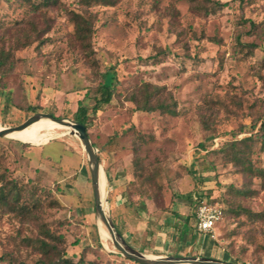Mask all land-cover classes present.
Wrapping results in <instances>:
<instances>
[{
  "label": "rangeland",
  "instance_id": "rangeland-1",
  "mask_svg": "<svg viewBox=\"0 0 264 264\" xmlns=\"http://www.w3.org/2000/svg\"><path fill=\"white\" fill-rule=\"evenodd\" d=\"M74 13L93 23L90 55ZM0 24V49L14 60L0 73V127L37 112L75 119L86 105L110 214L131 245L264 264V0H0ZM111 66L115 93L94 112ZM147 83L162 88L151 103L174 113L141 108ZM56 134L42 144L0 137V182H16L29 205L31 191L42 202L35 219L0 205V264H40L43 227L63 236L75 262L140 264L101 236L81 140L68 128ZM212 199L224 217L216 237H204L196 203ZM177 213L189 220L176 226ZM183 229L194 233L191 247ZM166 234L169 251L153 249Z\"/></svg>",
  "mask_w": 264,
  "mask_h": 264
},
{
  "label": "trees",
  "instance_id": "trees-1",
  "mask_svg": "<svg viewBox=\"0 0 264 264\" xmlns=\"http://www.w3.org/2000/svg\"><path fill=\"white\" fill-rule=\"evenodd\" d=\"M49 0H46L48 3ZM54 3L57 0H50ZM87 3L90 0H85ZM103 3L106 4H112L115 2V0H102ZM35 8L39 9V4H35ZM73 19L75 22V38L76 40L81 44V47L83 50L90 55L92 52L91 50V37L94 32L93 29V23L91 19L79 14L74 13ZM1 25V24H0ZM14 60L12 57V54L10 51L5 50L4 48L0 49V73L4 72V70L8 67L11 68L13 66ZM11 65V66H10ZM115 66H111L107 68V70L103 73V79L104 82L102 84V94L100 97H96V104L93 106V111L97 112L98 109H100L101 105L109 103L112 100V97L115 93V86L114 84L107 83V80L109 78H115L116 77V70ZM151 84H145L144 85V91H145V98L143 100V105L141 108L143 110L152 111L156 108H162L166 111H170L172 113L175 112V110L165 102H160L157 105H153L151 103V100L162 90V88L154 87V90H149ZM133 99L137 101L136 95L133 94ZM74 118L80 122H82L86 127L87 130L89 128V108L81 104L78 107V110L74 113ZM260 128L262 129V133L258 137L262 149H264V122H262ZM244 142H248V140H253V136L250 135L248 137H244L242 139ZM246 148H249V144H246ZM246 151L242 148H238L236 146V162L237 164L244 163L247 158H245ZM250 166V164H249ZM249 169H251L249 167ZM256 174L257 175H263L264 176V168H256ZM3 178L0 176V181H2ZM28 198L31 202L29 205V202L27 200H23L22 198V191L19 189V186L16 182H13L12 180L6 181V182H0V205L7 208L11 212L17 211L20 215L24 217H31L36 218L37 217V210L41 206L42 202L39 200L37 194H35V191H31L28 194ZM215 202L214 199L209 200ZM189 219L186 218V221ZM115 222V221H114ZM119 232L123 235L124 232L120 229V227L115 222ZM43 233L46 238H38L36 239L35 247L41 253V260L40 264H97L94 261L90 262H83L82 259H80L78 262L73 261L69 256H66V253L64 250L60 248V244L64 242V238L61 235H56L53 232H51L48 228L43 227Z\"/></svg>",
  "mask_w": 264,
  "mask_h": 264
},
{
  "label": "water",
  "instance_id": "water-1",
  "mask_svg": "<svg viewBox=\"0 0 264 264\" xmlns=\"http://www.w3.org/2000/svg\"><path fill=\"white\" fill-rule=\"evenodd\" d=\"M42 117L49 118L50 120H53L58 123L60 126L68 128L71 134L78 136L81 140L82 146L84 147V150L87 153L90 164L97 222L99 224V220H102L105 223L114 246L121 252L123 256L128 259L134 260L140 264H238L232 261L210 256L152 255L146 254L136 249L119 232L111 217L109 210L108 186L105 196L102 192L101 174H103L105 177L106 175L98 153V148L93 143L90 134L87 130V127L82 122L76 119L59 117L52 113L37 112L19 125L5 127L1 129L0 137L7 136L13 131L24 129L35 121L41 119Z\"/></svg>",
  "mask_w": 264,
  "mask_h": 264
},
{
  "label": "bare ground",
  "instance_id": "bare-ground-1",
  "mask_svg": "<svg viewBox=\"0 0 264 264\" xmlns=\"http://www.w3.org/2000/svg\"><path fill=\"white\" fill-rule=\"evenodd\" d=\"M63 128L66 127L60 126L58 123H56L53 120H50L49 118L42 117L41 119L29 125L28 127L21 130L13 131L9 133L7 136L10 138L22 140L26 143L42 144L46 139L49 140L51 138L54 137L56 138L60 136L62 133L56 134L57 130ZM1 129L3 128L0 127V130ZM101 186H102L103 195L105 196L107 191V183H106V177L103 174H101ZM98 225L101 236L107 241L111 239L110 233L105 223L102 220H99Z\"/></svg>",
  "mask_w": 264,
  "mask_h": 264
},
{
  "label": "built area",
  "instance_id": "built-area-1",
  "mask_svg": "<svg viewBox=\"0 0 264 264\" xmlns=\"http://www.w3.org/2000/svg\"><path fill=\"white\" fill-rule=\"evenodd\" d=\"M196 228L199 232L216 237L218 224L224 217L223 206L219 202L209 200L196 203Z\"/></svg>",
  "mask_w": 264,
  "mask_h": 264
},
{
  "label": "crops",
  "instance_id": "crops-1",
  "mask_svg": "<svg viewBox=\"0 0 264 264\" xmlns=\"http://www.w3.org/2000/svg\"><path fill=\"white\" fill-rule=\"evenodd\" d=\"M181 217H183V216H181V214H179V213H177L176 214V222H174V224L176 225V226H180V223L181 222H184L185 223V221H186V218L187 217H183L184 219H185V221L183 220H181L180 218ZM177 221H180V223L179 222H177ZM167 222H170V221H167ZM187 222V221H186ZM129 224V223H128ZM130 225V224H129ZM138 226H139V223H138ZM137 229H139V228H137ZM137 229L135 230V234H137ZM183 231L184 232H180V236H179V238L181 239V236H184V238L186 239L187 238V240L186 241H188L189 242V246L191 247L192 246V241L194 240V238H195V236H194V233H192V231H190V230H185V229H183ZM134 232V231H133ZM132 233V231H130V234ZM160 235H161V233H159ZM199 234H202L204 237L205 236H208L207 234H205V233H202V232H199ZM126 238V237H125ZM127 239V238H126ZM127 241H128V239H127ZM129 242V241H128ZM133 246V245H132ZM169 247V244H168V241H167V234L165 235V237H163V236H159V240H158V242L156 243V245H154V248L153 249H157V250H159V251H161V252H163V251H169L167 248ZM176 248V251H171V253H175V254H177V255H181L182 254V252H181V248H180V245H178L177 247H175ZM163 255V254H162Z\"/></svg>",
  "mask_w": 264,
  "mask_h": 264
}]
</instances>
